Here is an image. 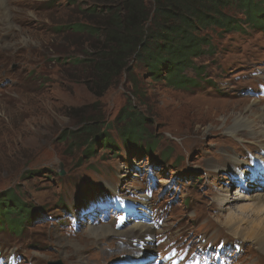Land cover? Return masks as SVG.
Instances as JSON below:
<instances>
[{
  "label": "rangeland",
  "instance_id": "1",
  "mask_svg": "<svg viewBox=\"0 0 264 264\" xmlns=\"http://www.w3.org/2000/svg\"><path fill=\"white\" fill-rule=\"evenodd\" d=\"M21 1L17 18L22 24H13L32 33L6 39L23 51L7 53L0 47V193L13 190L32 207L33 216L21 237L0 231V264H108L133 254L137 242L150 249L152 241L154 254L168 255L170 243L184 249L205 241L212 249L220 243L227 247L225 264H264V254L252 240H245L253 224L264 218L260 207L252 209L255 201L249 198L264 194V188L259 177L249 176L250 180L243 170L249 156H264L262 148L243 134L247 118L259 138L264 133V100L249 96L264 85V34L251 29L243 34L208 32L212 56L196 63L205 77L191 91L153 83L145 69L132 62L129 72L112 79L97 96L91 90L95 80L89 67L72 64L88 58L92 50L65 26L102 24L106 11L98 12V19L88 11L110 4ZM224 13L236 14L231 8ZM128 103L152 124L158 140L152 155L144 149L127 153L115 129L107 132L114 150L96 143L94 155L87 157L83 144L61 138L87 119L97 120L100 131L107 130ZM233 131H238L236 138L230 135ZM167 151L169 159L160 161ZM230 172L242 176L241 189ZM114 187L140 198L156 213L157 220L151 218V225H145L152 229L151 235L143 233L149 237L145 241L139 242V229L131 232L133 222L116 230L125 236H97L99 232L89 227H112L113 220L79 219L78 229L73 227L76 209L91 192ZM239 190L240 196L235 195ZM146 191L151 192L148 197ZM229 196L235 200L226 210L222 201ZM232 227H239L241 235L236 237ZM161 235L168 239L165 244H160ZM129 247L132 252L126 251Z\"/></svg>",
  "mask_w": 264,
  "mask_h": 264
},
{
  "label": "trees",
  "instance_id": "2",
  "mask_svg": "<svg viewBox=\"0 0 264 264\" xmlns=\"http://www.w3.org/2000/svg\"><path fill=\"white\" fill-rule=\"evenodd\" d=\"M104 1L110 4L109 8L93 7L88 11L95 19L100 16L98 12L106 11L102 24L77 22L65 26L67 32L79 36L92 50L91 54L86 53L88 58L72 64L89 67L95 80L91 90L97 96L110 86L112 79L129 72L132 62L143 67L153 83L191 91L205 77L202 65L196 63L212 56L208 32L243 34L251 29L264 34V0ZM227 8L236 14L224 13ZM80 126L76 131H64L61 138H73L75 143L83 144L86 157L94 155L96 143L114 150L115 143L107 133L114 129L129 154L144 149L150 156L158 145L151 122L131 103L120 110L107 130L100 131L95 119H87ZM169 155V151L162 152L160 161L166 162ZM31 209L13 190L1 192L0 231L21 237L33 216Z\"/></svg>",
  "mask_w": 264,
  "mask_h": 264
},
{
  "label": "bare ground",
  "instance_id": "3",
  "mask_svg": "<svg viewBox=\"0 0 264 264\" xmlns=\"http://www.w3.org/2000/svg\"><path fill=\"white\" fill-rule=\"evenodd\" d=\"M21 2H22L21 0H0V41L2 40L0 42V44H1L0 47L2 48V50L6 51L7 53H17L20 50L23 51L22 50L23 48L19 47L18 44L11 45L10 43H5L6 39L10 42L13 39H15L16 37L21 36L25 32H27L29 34L32 33V30H30L29 28L26 29L23 27L21 29V27L19 28L18 26H15L13 24V23L22 24V21H19L17 18V15H18L17 9H21V8H19V5ZM5 4H7L9 6V8H7L5 6ZM15 29H18V30H15ZM24 58H25V56H24ZM263 118H264V109H263ZM247 122H248V125L246 126L247 129H246L245 133H243V134H245L246 137H250L252 140H254V143L258 144L262 148V151H264V133H263V136L261 138H259L261 136V134L260 133L255 134V132L253 131V129L250 126L251 125L250 119L247 118ZM237 134H238V131L230 132V135L233 138H236ZM242 139H246V138H242ZM240 194H241V190H239V192L236 193L235 195L240 196ZM241 198L242 197H239V199H241ZM249 199L255 201L252 209H254L255 207H260V209L263 210V214H264V194L258 193ZM234 200H235V198H232L231 196H229V199L222 201V203L225 204V206H226L225 207L226 210L228 209L229 205H231V203L234 202ZM222 203H221V205H222ZM244 208H247V207H244ZM244 208H241L240 211L244 212L245 211ZM263 217H264V215H263ZM89 227L91 230H95V231L99 232L97 236L104 237V236H108V235H112V234L120 235V236L126 235L125 232L116 231L113 226L111 227L109 225H104V226H100L98 228H95L94 225L91 224ZM135 229H139V232L137 233V238H138L140 243L142 241H145L147 238H149V237H146L145 234H143L145 231H146V234L149 233L151 235V233H152V229L149 227L146 228L145 225H134L133 228H131V232ZM230 229H231V227H230ZM232 231H233L234 235H236V237L241 235L239 227H236V228L232 227ZM246 236H247V238H245V240H252L253 244L257 247V249L260 250L264 254V218H263V220H260V222L257 225L253 224V227L249 229ZM107 247L109 248V246H107ZM105 250H106V248L103 249L101 251V253L104 252ZM133 250H134L133 252L137 253V250H135V249H133ZM107 259L108 258H106V257L102 258V260H105L104 262H106ZM92 261L95 262V259H92ZM88 264H95V263H88Z\"/></svg>",
  "mask_w": 264,
  "mask_h": 264
},
{
  "label": "water",
  "instance_id": "4",
  "mask_svg": "<svg viewBox=\"0 0 264 264\" xmlns=\"http://www.w3.org/2000/svg\"><path fill=\"white\" fill-rule=\"evenodd\" d=\"M61 168V167H60ZM60 175H63V172H61L60 171V173H59ZM49 264H61V262L60 261H58V262H53V263H49Z\"/></svg>",
  "mask_w": 264,
  "mask_h": 264
}]
</instances>
